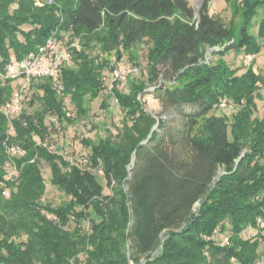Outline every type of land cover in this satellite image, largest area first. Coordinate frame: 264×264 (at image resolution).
<instances>
[{
  "label": "trees",
  "instance_id": "1",
  "mask_svg": "<svg viewBox=\"0 0 264 264\" xmlns=\"http://www.w3.org/2000/svg\"><path fill=\"white\" fill-rule=\"evenodd\" d=\"M211 1L196 12L188 0H0V264H263L264 78L224 55L259 53L264 0H225L228 20ZM51 36L69 61L34 78L9 119L8 66ZM206 46L223 49L206 61ZM143 48L146 75L107 86L105 71L125 56L138 66ZM104 91L100 106L111 97L121 113L116 133L82 137L89 153L65 158L51 131L88 117ZM11 144L24 154L6 181ZM48 186L56 203L42 199Z\"/></svg>",
  "mask_w": 264,
  "mask_h": 264
},
{
  "label": "rangeland",
  "instance_id": "2",
  "mask_svg": "<svg viewBox=\"0 0 264 264\" xmlns=\"http://www.w3.org/2000/svg\"><path fill=\"white\" fill-rule=\"evenodd\" d=\"M203 0H188L190 5L197 12L200 4ZM210 10L212 12H216L219 14L224 20H228L230 17V8H227L225 0H212ZM254 34L257 36L258 42L260 44V51L256 55L253 54H243L242 52H234L230 51L227 55H224L226 60L231 63L234 67L238 68V72H244L250 65L254 69L256 73L261 76V79L264 78V38L258 36V27L256 26L253 29ZM231 42V41H230ZM60 46H66L64 41L59 43ZM227 45V44H226ZM225 48V47H224ZM222 50V47H208L204 49L205 60H211L213 57V50ZM251 57L253 61L249 60L248 57ZM111 61H114V57H109ZM124 59L131 61L127 56ZM136 64L138 65L139 73L137 76H145L146 75V49L143 48L138 50V58L136 59ZM105 79L104 82L108 86L111 77L109 70L105 71ZM158 82V81H157ZM17 85L16 81L14 82ZM152 87V86H150ZM260 94L262 97L260 99H256V111L255 115L261 116L264 108V88H261ZM106 96V92L104 91L103 95L100 96L99 99L94 101L92 104V109L88 117L76 120L74 124L68 126L66 129H61L59 126L55 128V130L51 131L50 138L48 139V143L53 147L55 151L62 153L65 158L71 160H77L82 156H86L89 152V149L83 146L80 139L82 137H91L93 139L97 138L100 135H107L108 133L114 135L116 133L117 126L119 124V119L121 117V113L119 111L118 106L113 101V98L109 97L107 99L108 108L105 110L104 107L100 106V101L103 97ZM67 103V109L70 111L71 115L74 116V109L71 104ZM28 103L25 102L24 105ZM144 106L147 110H149L157 119L161 116V109L154 99H152L149 95L145 96ZM222 169L219 170V173H222ZM42 173L43 177L48 182L50 178V171L46 164H42ZM107 191V189H105ZM57 192L53 187H47L45 195L42 197L45 202H53L57 201Z\"/></svg>",
  "mask_w": 264,
  "mask_h": 264
},
{
  "label": "built area",
  "instance_id": "3",
  "mask_svg": "<svg viewBox=\"0 0 264 264\" xmlns=\"http://www.w3.org/2000/svg\"><path fill=\"white\" fill-rule=\"evenodd\" d=\"M59 43L60 41L51 36L38 46L35 53L23 58L18 66L14 64L8 66L9 75L16 81L17 86L1 108L2 113L6 117L10 119L18 115L22 107L24 92L34 78H55L59 75L61 67L70 58L69 48L67 46H60ZM71 46L78 49L76 43H72ZM248 59L251 60L252 58L249 56ZM137 71L138 67L133 63L118 61L110 72L111 81H114L118 88H123L127 84L128 77ZM6 152L8 158L4 162V179L6 181H14L19 175V169L13 157L23 155L24 150L19 145L11 144L7 145ZM3 194L7 196L8 191L4 190ZM258 227L264 231V218L258 219ZM227 242L228 238L223 237L222 243L226 244Z\"/></svg>",
  "mask_w": 264,
  "mask_h": 264
},
{
  "label": "water",
  "instance_id": "4",
  "mask_svg": "<svg viewBox=\"0 0 264 264\" xmlns=\"http://www.w3.org/2000/svg\"><path fill=\"white\" fill-rule=\"evenodd\" d=\"M134 160V157H133V159H132V161ZM196 205H198V203H196Z\"/></svg>",
  "mask_w": 264,
  "mask_h": 264
}]
</instances>
